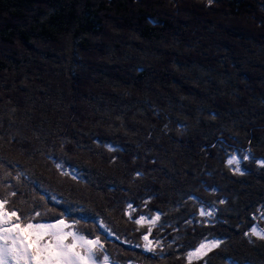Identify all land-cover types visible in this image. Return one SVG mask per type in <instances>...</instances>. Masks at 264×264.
<instances>
[{"label": "trees", "instance_id": "trees-1", "mask_svg": "<svg viewBox=\"0 0 264 264\" xmlns=\"http://www.w3.org/2000/svg\"><path fill=\"white\" fill-rule=\"evenodd\" d=\"M0 77L21 93L6 207L99 236L112 264H264L245 235L264 229V0H0Z\"/></svg>", "mask_w": 264, "mask_h": 264}, {"label": "snow or ice", "instance_id": "snow-or-ice-1", "mask_svg": "<svg viewBox=\"0 0 264 264\" xmlns=\"http://www.w3.org/2000/svg\"><path fill=\"white\" fill-rule=\"evenodd\" d=\"M208 3L211 5L213 0H208ZM249 158L246 153L233 154L226 163L229 166L235 165L234 171L244 175L241 164ZM256 162L264 168V160ZM0 166H3L2 163ZM11 195L15 196V192ZM220 203L225 201L221 200ZM8 204L7 198H0V264H111L109 255H97L98 250L104 249L99 236L88 238L74 224L66 223L62 217L55 221H46L38 210L26 214L17 208L6 207ZM200 215L212 217L214 210L206 211L202 206ZM144 220L145 217L141 216L135 223L141 224ZM156 220H159V216L152 219L151 223L154 224ZM101 227L108 231L104 224ZM245 235L264 241V229L255 226ZM144 240L148 241L147 235ZM222 243L219 239L205 240L188 253L189 261L193 256H207ZM145 249L154 251L149 244L145 245Z\"/></svg>", "mask_w": 264, "mask_h": 264}, {"label": "rangeland", "instance_id": "rangeland-1", "mask_svg": "<svg viewBox=\"0 0 264 264\" xmlns=\"http://www.w3.org/2000/svg\"><path fill=\"white\" fill-rule=\"evenodd\" d=\"M23 70H26V66L25 65L20 66L18 71H16L15 73H19V71L21 72ZM14 77H16V76H14ZM4 81H5V78L4 77H0V97L2 96L4 101H5L3 107L0 110V117H1V121H2L1 123H3V124L11 123L13 125V121L14 120L10 119V107L13 108V106H15V104H16V100H18L21 97L20 96L21 93L19 92V88H18L19 80L17 81V79H16L14 82L12 80L10 82H8V86H10V87L6 86L7 95H8L7 99H5L6 95H5V82ZM1 126H4V125L0 124V127ZM161 166L159 168H161ZM169 170L175 172L173 175L177 176V179L179 177L180 181H183L184 179H186L189 176L188 174H185L183 172L184 170H183V167H182L181 164H178L176 167L169 168ZM66 174L67 175H71L70 172H66ZM160 174L164 175L162 170H161ZM205 219L206 220H204V224H208L209 225L211 223L210 221L212 220V217L205 218ZM142 223H144L145 225H147L149 227H158L160 225L159 224L160 223L159 220H156V222L153 224V223H151V220L145 219ZM197 258H199V257L198 256H193L191 258V260H194V259H197Z\"/></svg>", "mask_w": 264, "mask_h": 264}]
</instances>
